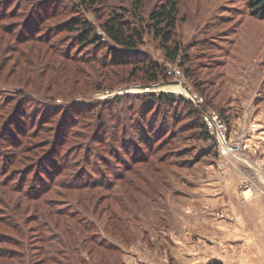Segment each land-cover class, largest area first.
Segmentation results:
<instances>
[{"label":"rangeland","instance_id":"374dc122","mask_svg":"<svg viewBox=\"0 0 264 264\" xmlns=\"http://www.w3.org/2000/svg\"><path fill=\"white\" fill-rule=\"evenodd\" d=\"M56 1L82 4L87 9L65 11L55 22L84 14L102 36L98 23L110 11L125 7L132 12L137 5L135 0H97L93 7L92 0ZM247 1L179 0L174 37L187 52L183 62L182 56L169 61L151 31H145L137 54L123 51L104 37L102 44L93 46L79 43L77 32L52 33L71 54L108 62V50L114 48L118 55L142 59L145 64L153 60L163 68L159 81L148 83L146 74L137 67L143 63L110 66L108 75L116 78L112 90L95 91V82H99L95 80L102 77L97 63L80 64L77 88L71 89V85L63 94L35 80L24 84L18 51L30 52L38 69L42 56L38 52L44 46L14 44V36L0 30V102L20 99L27 111L4 133L1 128L6 114L0 112V136L3 133L6 139L24 140L21 134L25 131L30 135L26 144H45L22 159L26 163L36 153L43 158L42 169L62 166L68 161L65 153L70 146L78 151L70 160L75 169L64 167L66 173L47 187L50 189L41 199L24 197L2 185L0 179V237L7 235L23 242L22 248H16L25 252L26 261L40 260L38 246L44 247L46 237L54 236V230L47 228L40 239L35 230L36 212H46L41 216L54 224L66 218V224L71 225L70 215L80 223L70 229L56 227L64 229L68 246L59 257L69 255L66 261L71 263L67 264H82L81 259L83 264H264V18L254 15ZM160 2L141 0L138 13L146 19ZM99 14L103 16L100 20ZM134 66L137 71L131 75ZM124 76L128 77L126 83H119ZM23 88L29 97L17 95ZM161 93L174 98L153 103L146 95ZM192 94L202 101L189 99ZM42 95L52 99L42 100ZM115 96L118 99L114 102ZM206 109L223 115L227 140L239 144L238 152L222 153L213 136L203 137L197 124L199 117L203 121ZM42 116H52L47 128L55 132L57 127L61 136L51 144L38 141L41 137L33 139L30 133ZM141 123L139 129L147 134L142 135L148 145L138 143L140 133L135 128ZM76 134L83 136L62 143L65 137ZM49 135V131L41 133ZM93 167L94 172L100 171L91 173L98 185L84 189L65 183L66 178L67 182L75 180L73 175L77 174L80 181L93 180L89 175ZM50 208L53 214L48 213ZM1 246L13 245L0 242ZM16 261L26 262L22 257L11 259V263Z\"/></svg>","mask_w":264,"mask_h":264},{"label":"trees","instance_id":"16d2710c","mask_svg":"<svg viewBox=\"0 0 264 264\" xmlns=\"http://www.w3.org/2000/svg\"><path fill=\"white\" fill-rule=\"evenodd\" d=\"M96 1L97 0H92V4H90V7H93V3H95ZM135 1L137 2V5L135 6L136 10L130 12L125 7L114 8L100 23H98V27L104 34V36H102L96 32L97 26L93 22H91L84 14H74L69 18H66L67 20L62 19L63 21L59 20L55 22V19L58 16L62 15L65 11L67 13L70 11L73 13L74 11L79 12V7H81L82 9H87L86 7L83 8L82 4H77V6H75L61 3L60 1L56 0H0V30L4 33H7L8 35L14 36V44L35 42L44 46V48H40L42 49L41 52L37 51L38 53H40V55H42L40 57V64L38 65V69H36V66L34 65L35 61L32 59L30 52H24L23 50L18 51V57H16V59L20 60L21 62L20 77L23 78L24 84L30 82L28 81L29 79H31L32 82L33 80H35L36 83H38L42 87L44 85L49 90L53 88V91L56 94H63L64 91H67L68 87L71 85H73L71 89H75V87L77 88L76 85L78 84V77L81 72V67L79 65H85L87 63H97L99 68L101 69L100 75H102V77H100V80H95L99 81L95 82V91L112 90L116 87L115 84H113L116 78L108 75V71H110L111 69L108 67L119 64L139 65V63H143L141 66L137 67L139 68V70L143 71V73L146 74L145 77L148 83L159 81V74H161L160 72L163 71V68L153 60H148L146 64L144 63L145 60L142 59H137L134 61L132 56L127 57L124 56V54H116L115 52H113L114 48L108 50L109 53L111 52V57L108 62H106L104 59L97 58L96 56L86 57L82 55L71 54L70 49L67 46L62 45V40H57L53 38L52 35L53 32H77L76 38L79 43H90L93 44V46L96 44L99 45L100 43L102 44V38L104 37V39H108L111 43H113V45L120 47L123 51H129V53L134 52V54H137L136 52H138L137 50L139 48V45L144 41L145 31H151L154 35V38L158 39L160 47L164 51V54L169 61H174L182 56L183 59L181 61L183 62L184 56L187 55V52L182 50L183 47L181 46V43H179L178 40H176L174 37L178 21L177 15L179 12V0H161V2L148 13L146 19H144L143 16L138 13L140 11L139 7L141 5V0ZM247 3L249 4L250 10L254 15L264 18V0H248ZM66 6L70 7L66 8ZM102 17L103 16L99 14L98 20H100ZM130 17H132L134 21ZM8 20L15 21L6 23V21ZM1 64L2 59L0 62V66ZM72 64H75V66H73ZM133 68L135 69V71H131V75H135L137 71L136 66H134ZM95 70L99 72L98 69L95 68ZM185 71L188 72V69H186ZM127 79L128 77L124 76L121 77V79L117 80L119 81V83H126ZM89 80L86 81H92ZM26 91L27 90L25 89L18 90L17 95L28 96L29 93H27ZM146 95L153 103H161L164 99L174 98L173 95H170L172 96L170 97L162 93L159 95ZM144 96L141 98L144 99ZM117 97L118 96L114 97V102L117 101ZM180 98L185 100V98L183 97ZM15 99L16 98H7V100L4 99V101L0 102V112H5L6 114L3 117L4 126H2L1 128V130L3 129V133L10 125V123H16V121H20L26 116L27 111L24 109V107H21L23 106L22 100L18 99L17 102L14 103ZM40 99L45 100L52 98H47L46 96L42 95L40 96ZM104 104L105 103H102L101 105ZM189 106L191 108L190 104ZM141 109L142 108H140V110ZM193 112L195 114H198L197 109H194ZM53 115H57V112L53 113ZM51 117L52 116L43 118L42 116L39 118V120L37 121L39 123L37 124V126H35L36 128H34L33 131H30V133H32L31 136L33 137V139L41 137V140L39 139L38 141H41L42 143V141L48 140L51 144L52 142H55V140H57L59 137H61L57 127L55 132L51 131L52 129L47 128V124L50 123ZM99 117L100 115L98 114V120L100 119ZM34 119L36 118L34 117ZM199 120L200 121L199 124H197V127L201 128L203 137H209L205 124L203 123V121H201L200 117ZM143 124L144 123H141L135 129L138 130ZM130 126L133 128L132 125ZM125 127L123 125V134L126 133ZM46 131H49L50 135L41 136V133L46 134ZM3 133L0 136V140H4L0 145V152L2 151L1 155L3 156V158L0 160L1 184L4 186H10L13 191L20 193V195H25L32 200L41 199L42 195L50 189L47 187H49L56 178L66 173L67 169L69 171L75 169L74 166H72L74 162L70 160L73 155L77 154L78 151L76 148H72L71 146L69 147L70 149H68V151L65 153V157L68 159V161L64 160L62 162V166L53 168L51 170H48L46 168L42 169L43 158L39 159L36 153H34L33 155L34 158H30L26 163L22 162V159H24V156L27 152H31L33 149L41 147L45 144L40 145L37 144L38 142H31L30 144H26L30 135L25 131L21 134L24 140H20L17 137H10L9 139H6L3 136ZM138 133H140L138 134V143L144 142L145 145H148V142H146V139L143 136L144 134H147L140 129L138 130ZM81 136L83 135L76 134L69 139L65 137L62 143L67 144L71 138H74V140H76V138H80ZM91 137H94V134H92ZM121 140H123V138H121ZM21 166L22 168H19ZM64 167H66L65 171H63ZM94 169L95 167H93L89 171V175L92 176V178L93 176H95L94 174H96V172L100 174V171L94 172ZM76 172L77 171H75V173ZM78 175L79 174L73 175V177H75V180H69V182H67L66 178L64 180L65 183H67L68 185H73L76 188L84 189L92 185H98V182L95 178H93L94 181L90 180L89 178L87 180L80 181L77 179ZM108 177L106 175L104 178L108 180ZM119 177L120 179H123L122 176ZM46 204L49 206L48 203ZM47 211L49 214H53L51 208ZM44 214H46V212H42V214L36 212L38 224L37 227H35V230H38V236L40 237V239H43L45 237L43 233L47 228H52L54 230V233L52 232L54 236L46 237V239H49L44 241V244H46L44 245V247L41 246L42 244L38 246L40 253L38 255L40 256V260L32 259L30 261L28 260L29 262L26 261L25 252L21 253L16 248H22V246L24 245L23 242H17L16 239H13L6 235L0 237V242L6 244L10 243L13 246L11 248L5 246L0 247V264H23L20 263V261L11 263V259H17L19 257H22V259L26 261L24 264H37L38 262L40 264H67L68 262L71 263V261H66V259L69 260V255L66 254L68 258L65 255V257L62 258L59 257V254L65 253L64 250H66L68 245L66 239L62 234L64 233V229L59 231L56 227H59V225H65L66 228L70 229L72 228V225L77 226V224H80L77 221V217L67 214V216L70 215L69 217H71V219L73 220L71 225L66 224V221H64L66 218L62 220V222L56 221V224H54L51 223L47 217L41 216ZM39 219L41 220L39 221ZM67 231L68 229L66 230V232ZM54 244L59 245L61 249L57 248V246H55ZM99 244L105 248H113L110 244ZM78 261L83 264L82 259ZM209 264L222 263L219 261H213Z\"/></svg>","mask_w":264,"mask_h":264},{"label":"built area","instance_id":"2783aa9c","mask_svg":"<svg viewBox=\"0 0 264 264\" xmlns=\"http://www.w3.org/2000/svg\"><path fill=\"white\" fill-rule=\"evenodd\" d=\"M189 99L198 103L202 101L195 94L189 96ZM202 119L208 134L216 139L222 153H226L228 150L231 152H238L240 150V146L236 141L231 142L227 140V122L216 110L206 109L202 112Z\"/></svg>","mask_w":264,"mask_h":264}]
</instances>
